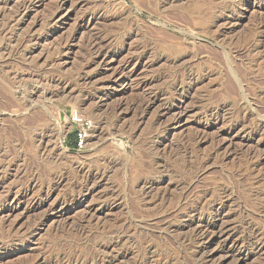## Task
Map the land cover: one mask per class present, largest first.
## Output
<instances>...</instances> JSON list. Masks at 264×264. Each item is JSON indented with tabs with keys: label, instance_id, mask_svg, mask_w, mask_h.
Here are the masks:
<instances>
[{
	"label": "rangeland",
	"instance_id": "obj_1",
	"mask_svg": "<svg viewBox=\"0 0 264 264\" xmlns=\"http://www.w3.org/2000/svg\"><path fill=\"white\" fill-rule=\"evenodd\" d=\"M0 264H264V0H0Z\"/></svg>",
	"mask_w": 264,
	"mask_h": 264
},
{
	"label": "built area",
	"instance_id": "obj_2",
	"mask_svg": "<svg viewBox=\"0 0 264 264\" xmlns=\"http://www.w3.org/2000/svg\"><path fill=\"white\" fill-rule=\"evenodd\" d=\"M71 123L75 126L74 132L77 134V139L74 143L70 142V148L81 151L84 150L89 137L92 121L78 111L71 115Z\"/></svg>",
	"mask_w": 264,
	"mask_h": 264
},
{
	"label": "trees",
	"instance_id": "obj_3",
	"mask_svg": "<svg viewBox=\"0 0 264 264\" xmlns=\"http://www.w3.org/2000/svg\"><path fill=\"white\" fill-rule=\"evenodd\" d=\"M77 139V134L76 132H73L72 135H71V142L74 143Z\"/></svg>",
	"mask_w": 264,
	"mask_h": 264
}]
</instances>
